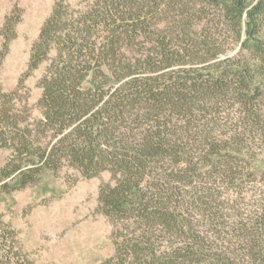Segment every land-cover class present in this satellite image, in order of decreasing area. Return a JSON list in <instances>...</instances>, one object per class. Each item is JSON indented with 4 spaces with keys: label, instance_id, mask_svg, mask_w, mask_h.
<instances>
[{
    "label": "trees",
    "instance_id": "trees-1",
    "mask_svg": "<svg viewBox=\"0 0 264 264\" xmlns=\"http://www.w3.org/2000/svg\"><path fill=\"white\" fill-rule=\"evenodd\" d=\"M207 7L218 8L214 20L233 26L239 40L245 33L240 50L220 59L227 51L215 48L217 39L212 35L216 33L207 34V23H203L206 39L200 42L204 45L200 51L204 49L193 57L201 53L198 64H208L192 70L195 74L173 68L178 65L175 57L187 56L188 49L198 46L192 37L197 35L193 23ZM165 8L182 10L190 20L181 33L165 26L166 31L162 28L152 37L151 26L159 23V10ZM263 19L264 0H82L77 7L56 0L33 43L27 71L49 61L41 79L39 116L32 117L29 111L23 80L10 91L0 87V150L7 152L0 165V182L17 179L26 185L44 170L63 166L85 176L111 170L117 178L101 188L100 209L114 221L127 220L141 229L137 238L129 232L131 225L126 233L116 227L112 259L125 263L131 258L135 264L141 259L140 264H201L202 259H195L200 236L191 233V228L186 231L179 209L180 184L193 162L183 146L186 127L180 130L174 124L178 128L171 131L166 125L169 117L171 122L176 118L175 113L180 118L192 115L200 93L208 91L235 95L247 117L260 118L255 106L257 95H264V39L258 38ZM14 25L10 15L3 28L5 48L14 37ZM180 35L184 39L178 46L173 37ZM139 36L151 38L162 56L159 63L152 53L145 55L144 62L124 59ZM245 49H252L257 63L249 65L242 59ZM253 71L259 72V81ZM211 145L213 154L222 150ZM259 226L264 228V219ZM159 227L194 243L171 255H158L151 235ZM260 240L264 251V235ZM249 251L253 264H264L262 252ZM217 258L221 264L241 263L232 257Z\"/></svg>",
    "mask_w": 264,
    "mask_h": 264
},
{
    "label": "rangeland",
    "instance_id": "rangeland-1",
    "mask_svg": "<svg viewBox=\"0 0 264 264\" xmlns=\"http://www.w3.org/2000/svg\"><path fill=\"white\" fill-rule=\"evenodd\" d=\"M55 1L0 0V87L10 91L23 80L22 91L35 118L40 114L41 79L49 61L42 62L29 74L28 65L33 43ZM66 1L73 7L82 4V0ZM217 11V7H207L201 17L194 19L193 29L197 35L192 37L199 44L188 49L187 56L175 57L178 65L173 68L195 74L192 70L208 64H198L197 59H203L201 53L198 54L201 57H193L196 52H203L204 48L200 51V47L204 45L200 42L206 39L205 32L216 33L212 35L217 39L215 48L227 51L220 59L240 50L245 33L239 40L229 23L220 20L217 24V19L214 20ZM10 15L15 21V34L5 48L3 28ZM158 19L159 23L151 26L152 37L162 28L166 31L165 26L181 33L190 20L189 14L172 8L159 10ZM203 23H207L208 28L202 33ZM212 24L215 28H211ZM216 28L218 31L214 32ZM258 38L264 39V22ZM173 39L178 45L184 38L180 35ZM150 41L151 38L147 40L142 36L136 38L124 59L133 64L138 59L144 62L145 55L152 53L159 63L162 56ZM192 49L193 52L189 51ZM250 51L245 49L246 56L242 57L249 65L257 63L255 53ZM253 74L259 81V72L253 71ZM199 97L194 98L200 100L195 103L192 115L180 118L175 113L176 118L171 122L172 116L169 117L166 125L171 131L178 128L174 124L180 130L181 126L186 127L182 134L183 146L193 157L178 197L185 229L189 233L191 228V233L200 236V244H195V251L199 252L195 259H202L201 264H221L218 255L222 259L232 257L240 264H253L250 249L264 254L263 246L259 247L264 228L258 227L264 219V95H257L255 106L260 118L247 117L233 94L213 95L208 91L200 93ZM211 144L219 145L222 149L219 154L212 153ZM6 158L7 152L0 150V165ZM116 178L111 170L85 176L73 167L63 166L44 170L36 181L26 185H21L17 179L0 182V264H135L131 258L125 263L112 259L116 252L114 230L121 227L120 231L123 229L126 233L125 228L131 225L129 232L139 238L138 224L131 220L132 224L127 220L114 221L99 206L101 188L114 183ZM151 236L158 255L163 252L171 255L175 249L194 243L183 235H170L160 227ZM141 261L143 259L139 264Z\"/></svg>",
    "mask_w": 264,
    "mask_h": 264
}]
</instances>
